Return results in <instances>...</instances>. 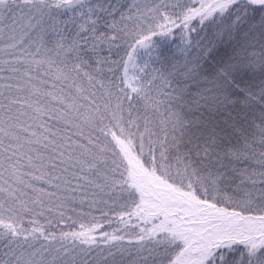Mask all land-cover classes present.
<instances>
[{
  "label": "snow or ice",
  "instance_id": "1",
  "mask_svg": "<svg viewBox=\"0 0 264 264\" xmlns=\"http://www.w3.org/2000/svg\"><path fill=\"white\" fill-rule=\"evenodd\" d=\"M0 264H264V0H0Z\"/></svg>",
  "mask_w": 264,
  "mask_h": 264
}]
</instances>
